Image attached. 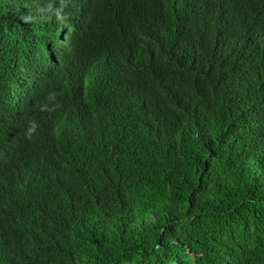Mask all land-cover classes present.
<instances>
[{
    "label": "trees",
    "instance_id": "trees-1",
    "mask_svg": "<svg viewBox=\"0 0 264 264\" xmlns=\"http://www.w3.org/2000/svg\"><path fill=\"white\" fill-rule=\"evenodd\" d=\"M65 1L0 0V264H264V0Z\"/></svg>",
    "mask_w": 264,
    "mask_h": 264
},
{
    "label": "clouds",
    "instance_id": "clouds-1",
    "mask_svg": "<svg viewBox=\"0 0 264 264\" xmlns=\"http://www.w3.org/2000/svg\"><path fill=\"white\" fill-rule=\"evenodd\" d=\"M91 1L92 0H72L68 2L67 0L55 8L57 9L56 17L58 20L64 21L66 18L61 15L60 11L69 14L73 16L74 20L79 24V31H85L89 27ZM36 129L37 125L33 122L28 129V136L31 137L33 134H35Z\"/></svg>",
    "mask_w": 264,
    "mask_h": 264
},
{
    "label": "bare ground",
    "instance_id": "bare-ground-1",
    "mask_svg": "<svg viewBox=\"0 0 264 264\" xmlns=\"http://www.w3.org/2000/svg\"><path fill=\"white\" fill-rule=\"evenodd\" d=\"M56 12H57V11H56ZM49 47H50V45H49ZM60 57H61V56H60ZM59 62H61V58H60L59 60H55L54 63L59 64Z\"/></svg>",
    "mask_w": 264,
    "mask_h": 264
}]
</instances>
